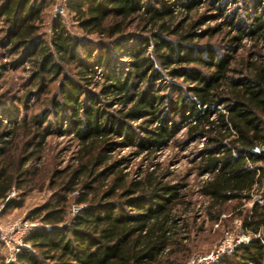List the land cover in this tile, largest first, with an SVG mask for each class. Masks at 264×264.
I'll use <instances>...</instances> for the list:
<instances>
[{"label":"trees","instance_id":"1","mask_svg":"<svg viewBox=\"0 0 264 264\" xmlns=\"http://www.w3.org/2000/svg\"><path fill=\"white\" fill-rule=\"evenodd\" d=\"M220 1H214V8L224 16ZM195 2L66 0L79 28L106 40L97 43L73 38L59 21L46 42L38 36L41 9L36 1L5 0L1 5L0 19L9 26L8 46L15 53L24 50L15 66L29 61L38 93L46 91L47 80L58 84L57 93L42 100L43 109L33 115V127L0 121V204L3 211L15 206L10 192L21 190L26 166L40 156L53 133L42 128L52 116L55 132H68L77 143L75 168L60 172L56 187L67 196L76 193L77 210H67L64 195L61 206L45 205L35 212L42 225L26 237L34 252L22 251L10 263L2 258L0 264H177L192 234L201 230L193 193L204 199L205 221L211 224L221 221L229 204L235 203L234 210L251 202L245 213L240 211L241 230L250 240L233 255L239 264H264V52L242 62L238 71L231 57L196 48L192 42L199 38L194 33L199 25L187 15ZM224 18L236 33V50L246 37L264 47V20L256 12L247 30L228 15ZM131 28L139 33L127 34ZM121 50L128 60L124 71L117 69L124 65L116 59ZM102 69L103 81H94L96 70ZM162 70L172 79L190 82L191 99L162 96L157 90ZM90 86L98 92L88 91ZM28 96L32 93L21 101L24 108ZM181 128L185 132L177 147L204 140L196 168L206 179L196 191L182 179L170 181L171 173L160 167L147 168L138 180L122 173L125 159L113 153L134 148L133 154L149 159L173 143ZM20 130L26 131L22 140L29 141H19ZM256 194L261 202L254 199Z\"/></svg>","mask_w":264,"mask_h":264},{"label":"rangeland","instance_id":"2","mask_svg":"<svg viewBox=\"0 0 264 264\" xmlns=\"http://www.w3.org/2000/svg\"><path fill=\"white\" fill-rule=\"evenodd\" d=\"M35 1L41 9L40 19L36 22V25L38 26V36L42 40L46 42L50 41L54 24L59 21L73 38L83 43L106 42V40H100L97 35L87 34L81 30L73 19V15L66 9L65 4L56 3L55 0H32V2ZM182 1L187 3L191 0ZM192 1H196L195 6L187 15L190 17V23L199 25L194 32L199 38L194 39L192 42L196 48L204 49L205 51L211 49L217 57H231L233 59L232 67L238 71L242 69V62L249 61V58L255 53L264 52L263 42L254 41L249 37L244 38L240 42V48L236 50L237 45L234 44L236 41L233 39L236 33L233 28L226 24L224 18V16L228 15L234 20L235 24L247 30L251 23V18L249 17H252L255 12L264 20V0H222L219 5H222V10L226 12L224 16H220L221 13L214 8V1L218 0ZM257 1L260 2L257 4ZM4 2L5 0L0 1V7ZM172 9L177 12L180 7L174 5ZM185 14H179V22L184 20ZM217 28L221 30L219 33L215 32ZM8 31V22L0 19V121L6 126H10L16 122L15 124L18 125L26 123L33 127V115L38 113L39 109H43V106H40L42 100L48 99L51 95L57 93L58 82L49 83L47 80L45 83L48 84L44 86L46 91L42 93L36 91V85L33 84L31 78V65L29 61L26 60L20 66H15L16 61H21V54L24 50H20L19 53L11 50L12 46H8L9 44L6 40ZM128 33H139V31L131 28L127 30ZM121 53L120 56H116V59L119 61L117 63L124 62V65H117V69L119 71L123 69L124 71L126 70L128 60L123 55V51ZM79 55L81 57L84 55L82 50H80ZM192 68L200 70L204 75H209L210 73V70L198 66H193ZM162 72V80L158 81L157 86V90L162 96H169L175 101L182 94L185 100L191 99V94L188 91L192 86L190 82L172 79L164 70ZM103 73V69L96 70L94 81L102 82ZM162 86H165L164 90H161ZM88 91L97 93L98 89L90 86L88 87ZM27 93H32V96L27 97V108H24L21 101L24 100V95ZM35 94L38 95L39 101ZM217 108L223 110L220 106H217ZM5 117L8 120H5ZM169 117L178 123V127L182 126L176 114L169 115ZM68 119L69 114L64 121V126L66 127ZM56 127L58 126L52 116L43 124V129H51L53 133L47 136L40 156L26 166L27 177L21 190H12L10 192L9 198L15 206L3 211V205L0 204V224L4 225L9 222L28 219L39 227L42 225L40 216L34 213L45 205L58 206V201L66 195L61 190H56V187L61 185L59 173L75 168L77 163V143L68 132L63 134L55 132ZM66 130L67 128H65ZM25 132V130L19 131L21 137L19 141L23 139ZM184 132L185 128H181L173 143H169L165 148L158 149L149 159L146 158V155L133 154L134 148L128 147L120 148L112 155L116 159H125V163L121 166L122 173L128 174L132 180L140 179L142 177L140 173L147 168L152 170L160 167L161 171L171 173L169 177L170 181L182 179L181 183L188 185L192 191H196L198 183L206 179L205 176L200 177L197 175L196 168L199 162V151L203 148L204 140L195 141L190 143L186 148L181 149L176 146L175 142L183 139ZM22 141L25 143L29 141V138ZM99 181L102 182L103 180L100 178ZM52 184L55 185L54 188H52ZM261 191H264V184ZM75 195L76 193L66 195L69 201L67 210L70 213L77 210V207L73 203ZM259 195L256 194L254 199H258ZM190 196L191 202L195 205V214L200 217L197 222L201 230H198L196 235L195 233L192 234L191 241L186 244V250L178 256L177 264H186L192 256L210 253L222 244L225 252L221 254L218 264H239L233 255V252L241 245L237 243V240L243 233L249 237L251 236L249 233L241 230L244 217L240 216V211L243 210V213H245V210L251 206V202L246 203L243 207L244 209L236 208L234 210L235 203L229 204L226 213L221 217V221L217 224H211L208 220L205 221L204 199L196 196L194 193ZM230 248L232 249L231 252ZM7 257L5 249L0 244V259L5 258L6 261Z\"/></svg>","mask_w":264,"mask_h":264},{"label":"built area","instance_id":"3","mask_svg":"<svg viewBox=\"0 0 264 264\" xmlns=\"http://www.w3.org/2000/svg\"><path fill=\"white\" fill-rule=\"evenodd\" d=\"M55 1L59 4L66 3V0ZM36 227H38V225L28 219L9 222L4 225L0 224V244L3 246L8 255L6 263L13 262L15 260V257L22 251H29L31 253L34 252L29 243L26 241V237ZM249 240L250 237L243 233L237 240V243L246 244L247 242H249ZM223 243L225 244V242ZM229 250L230 252L232 251L231 248ZM224 252L225 250L222 244L210 253L196 254L192 256L186 264H218L220 261V256L221 254H224Z\"/></svg>","mask_w":264,"mask_h":264},{"label":"water","instance_id":"4","mask_svg":"<svg viewBox=\"0 0 264 264\" xmlns=\"http://www.w3.org/2000/svg\"><path fill=\"white\" fill-rule=\"evenodd\" d=\"M58 10H60V8H58Z\"/></svg>","mask_w":264,"mask_h":264}]
</instances>
